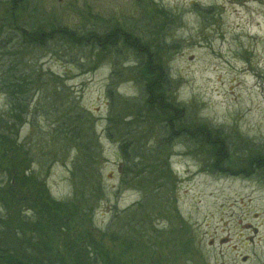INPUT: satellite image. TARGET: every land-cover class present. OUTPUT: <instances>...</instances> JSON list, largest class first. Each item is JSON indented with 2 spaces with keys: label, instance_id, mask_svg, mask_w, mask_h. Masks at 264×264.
<instances>
[{
  "label": "rangeland",
  "instance_id": "obj_1",
  "mask_svg": "<svg viewBox=\"0 0 264 264\" xmlns=\"http://www.w3.org/2000/svg\"><path fill=\"white\" fill-rule=\"evenodd\" d=\"M35 4L43 7L52 23L76 31L84 46L70 48L53 38L40 50L29 49V67L54 75L34 89L41 92L39 100L44 98L43 109L37 107L35 116L43 110L51 113L52 106L45 110L49 101L57 108L51 118H41L35 126L31 114L19 131L20 139L44 140L55 115L72 108L74 97L87 111L85 127L97 137L100 152L99 158L93 156L91 143L93 149L77 162L95 187L91 199H86L94 208L73 214L70 222L50 225L46 250L61 254L66 264L86 262L100 251L104 255L100 264H264V170L252 172L246 166L250 150H264V0H36ZM2 21L0 12V26ZM112 33L117 41L111 54L85 50L87 36L101 41V36ZM125 35L150 44L159 54L164 50L168 92L184 110L186 124L194 130L203 124L217 129L237 159V168L222 171L190 135L176 139L170 137L171 131L166 134L159 126L156 131L147 125L151 139L135 142L154 154L140 166L144 175L139 181L132 175L123 184L125 171L132 173V167L124 163L121 142L130 129L145 126L138 116L137 123L130 124L141 107L134 100L144 74L132 71L139 64L122 42ZM112 88L119 103L109 98ZM6 110L7 97L0 86V117ZM159 139L164 140L165 153L157 152ZM169 141L172 145L167 148ZM57 153L61 156L54 160L49 150L37 151L29 175L45 181L55 201H75L71 177L77 158L64 159L67 151L62 149ZM49 218L54 215L45 214L44 220ZM56 224L60 236L68 239H54Z\"/></svg>",
  "mask_w": 264,
  "mask_h": 264
},
{
  "label": "trees",
  "instance_id": "obj_2",
  "mask_svg": "<svg viewBox=\"0 0 264 264\" xmlns=\"http://www.w3.org/2000/svg\"><path fill=\"white\" fill-rule=\"evenodd\" d=\"M35 2L36 0H0V12L3 15L0 26V61L6 62V66L4 63L0 64L3 66L0 67V86L2 93L7 97V112L0 117V145L3 146L0 164H4L0 167L3 177L0 183V264H66L61 254L54 255L50 250H46L45 246L48 245L45 239L47 232L51 230L49 226H54L55 221H59V224L70 222L73 214L87 213L94 208L92 204L87 205L86 199H91L90 192L95 187L90 180V174L87 171L81 173L83 166L77 162L80 161V157H87L86 151L93 149L91 143L95 145L96 153L91 154L99 158L100 152L97 137L90 134L85 127L87 111L79 108L78 98H72L70 103L72 108L64 110L63 114L55 115V123L48 129L51 131H48L49 134L44 140H39L38 136H33L26 142L20 139L19 131L29 121L28 117L31 114L32 125L35 126L41 118H51L52 110L57 108L56 103L49 101L45 110L52 106L51 113L43 110V114H38L37 118L35 116L37 107L39 110L41 105L43 109L44 98L41 96L39 100L41 92L34 89L42 85L45 77L50 79L54 75L52 73L47 75L39 68L29 67L27 58L29 49L36 46L40 50L47 46L46 42H52L53 38H57L70 48L81 40L76 31L57 26L51 22L54 21L53 19H47L43 7L36 5ZM112 35L114 34L101 36L100 39L98 38L101 41H97L96 37L93 39L92 34L87 36L85 50H91L93 53L97 51L110 53L117 41ZM122 42L133 52L132 57L138 61L139 67H135L132 71L144 74L142 89L134 100V103H139L144 111L142 112L139 107L130 124L137 123V116L145 122L144 130L141 128L142 123L139 124L137 128L130 129L126 133V139L121 142L120 152L124 163L132 167V173L125 171L123 184L127 183L132 175L134 178L138 177L139 181L144 175L140 166L148 161L151 154H154L152 150L138 148L135 142V139L137 141L151 139L152 129L145 128L147 125L156 128V131L159 126L166 131V134L171 131L173 133L169 134L170 137L176 139L192 136L196 147L207 151L209 158L220 164L222 171L236 167L238 161L229 154L230 147L225 144V139L217 129L203 124L199 130H194L186 124L184 110L180 104L174 102L170 91L168 92L170 81L167 69L163 67L164 50L159 54L150 44L126 35ZM99 45H102L101 49L97 48ZM77 46H80V43ZM63 92H66L65 89ZM108 95L109 98H113V104L120 102V96L114 93L113 88ZM53 96H57L56 91ZM116 111L113 105L111 112L115 116ZM112 120L110 117L109 121L113 122ZM157 145L159 146L157 152L161 149V152L165 153L162 151L165 147L164 140L159 139ZM167 145L171 146V141L166 144L168 148ZM35 146L39 149H34ZM60 149L68 153H65L64 159L74 156L77 158L71 177L76 190L73 198L75 201L71 202L55 201L46 189V182L29 175V167L34 166L35 160L39 157L37 151L49 150L50 153L55 154L54 160H56V156H61L57 153ZM246 162L248 170L252 172L264 170V150H255V152L250 150ZM30 190L35 195H31ZM45 214H53L54 218L45 221ZM59 224L54 227V233H58L54 235V239L57 241L68 239L60 236L61 227L59 230L56 228ZM98 244L102 245L103 249V244ZM88 246L94 248L91 243ZM102 257H104L103 251H100L95 253L94 257L89 255L87 263L82 261L80 264H100L101 259H104ZM104 264H116V262L105 261Z\"/></svg>",
  "mask_w": 264,
  "mask_h": 264
}]
</instances>
